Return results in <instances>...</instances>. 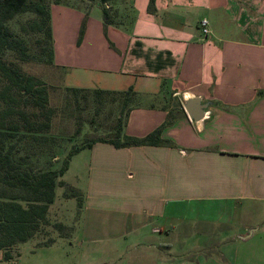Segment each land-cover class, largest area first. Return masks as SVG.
<instances>
[{"label":"crops","instance_id":"obj_1","mask_svg":"<svg viewBox=\"0 0 264 264\" xmlns=\"http://www.w3.org/2000/svg\"><path fill=\"white\" fill-rule=\"evenodd\" d=\"M147 4L128 0L110 23L93 7L49 6L60 85L131 88L142 103L124 133L162 124L168 142L86 148L81 241H124L128 264H264V0H153L152 12ZM187 95L212 103L197 122L182 107ZM194 228L205 245L191 242ZM170 233L190 242L179 258Z\"/></svg>","mask_w":264,"mask_h":264},{"label":"rangeland","instance_id":"obj_2","mask_svg":"<svg viewBox=\"0 0 264 264\" xmlns=\"http://www.w3.org/2000/svg\"><path fill=\"white\" fill-rule=\"evenodd\" d=\"M44 5L52 3H64L66 5L80 6L83 8L93 7L95 14L102 15L107 12L106 19L118 20V12L128 4V0H41ZM113 15V16H112ZM35 18L31 12H24L15 15L6 22L12 33L17 35L26 44V60L20 61L13 58V53L5 50L1 57L5 60H13L20 69L35 78L42 79L48 87V106L53 108V114L49 120V128L38 139H33L35 134L25 131H17L13 138H2L4 150L13 145L10 149L11 158L21 168L30 173H37L43 169L52 168L58 170L63 164L66 154L75 145L86 143L89 139L102 136L111 137L110 129L119 121H124L125 115L135 103H142V100L135 99L132 93H114L104 90L101 93L94 92L95 88H87L76 94L66 91L60 85L58 72L47 60L49 44L44 39L42 32L27 28L28 23ZM63 18V17H62ZM85 21H82V32ZM24 26V30L21 26ZM79 31V30H78ZM82 36V33H81ZM174 103H180L175 100ZM30 110V108H27ZM79 127V131L75 132ZM124 130V129H123ZM24 132V133H23ZM40 134V133H39ZM86 148L80 149L67 159V165L57 179L63 181V185L56 184L54 196L47 209V216L52 223L57 221L64 225L60 232L56 231L52 224L42 226L39 233L20 242L12 249V257L3 260V251L0 250V262L6 264H86L99 262L100 264H128V255L123 248L125 242L115 244L110 248L106 243L94 244L84 243L80 236V222L82 214L83 184L85 180L84 161ZM65 188H72L77 196L65 195ZM54 219V220H53ZM219 228V226H216ZM192 243H206L205 236L200 228H194ZM60 233V234H59ZM197 233V234H196ZM169 239L172 246L169 251L171 256L177 253L178 246L186 241L177 242L174 234L170 233ZM184 236L189 237V234ZM53 239L49 244L40 243L43 240ZM190 243V242H186ZM186 243L184 247L186 246ZM177 250V251H176ZM217 245L213 251H217ZM190 256L195 255L190 252ZM206 251L199 252L205 254ZM193 264H205L201 258H197Z\"/></svg>","mask_w":264,"mask_h":264},{"label":"trees","instance_id":"obj_3","mask_svg":"<svg viewBox=\"0 0 264 264\" xmlns=\"http://www.w3.org/2000/svg\"><path fill=\"white\" fill-rule=\"evenodd\" d=\"M147 10L153 11V0H148ZM24 12L35 15L27 28L42 32L49 44L47 60L50 63L52 61L49 5H44L41 0H0V250L3 251V260L10 259L14 246L39 233L42 226L50 223L58 232L65 228L57 221L52 223L49 221L47 209L53 200L55 185H63V181L57 177L65 170L67 159L71 154L82 148H89L94 143H107L115 148L168 144L166 140L160 138L162 124L141 137L126 135L123 129L127 113L122 126L117 120L110 129L111 137L97 136L86 143L73 146L58 170L47 168L37 173H30L14 162L9 149L13 145L4 150L2 138H13L17 135V131H33L32 133L35 134L30 135L33 139H38L47 132L54 111L48 106L49 86L42 79L24 73L15 61L1 57L5 50H9L13 53V58L26 60L25 42L14 35L6 25L12 17ZM106 15L107 12L103 10V21L110 23L111 20H107ZM21 29H25L23 25ZM81 33L82 24L78 31V39ZM64 89L76 94L87 88L65 87ZM104 90L95 88L94 92L101 93ZM108 92H129L133 95L131 88ZM78 131L79 127L75 132ZM65 191L67 196H77V192L72 188H65ZM52 240L51 238L40 243L49 244ZM0 264L6 263L0 262Z\"/></svg>","mask_w":264,"mask_h":264},{"label":"water","instance_id":"obj_4","mask_svg":"<svg viewBox=\"0 0 264 264\" xmlns=\"http://www.w3.org/2000/svg\"><path fill=\"white\" fill-rule=\"evenodd\" d=\"M181 104L189 120L192 122H197L206 115V108L212 103L203 101L198 96L187 95L183 97Z\"/></svg>","mask_w":264,"mask_h":264},{"label":"built area","instance_id":"obj_5","mask_svg":"<svg viewBox=\"0 0 264 264\" xmlns=\"http://www.w3.org/2000/svg\"><path fill=\"white\" fill-rule=\"evenodd\" d=\"M199 26H200V29H201L203 34H207L208 33V29L206 28V20L205 19H201L199 21Z\"/></svg>","mask_w":264,"mask_h":264}]
</instances>
